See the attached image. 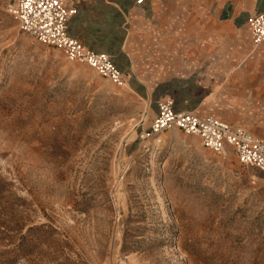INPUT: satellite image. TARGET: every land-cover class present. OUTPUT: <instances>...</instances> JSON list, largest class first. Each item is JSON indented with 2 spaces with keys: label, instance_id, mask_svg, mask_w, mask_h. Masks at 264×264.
I'll return each mask as SVG.
<instances>
[{
  "label": "rangeland",
  "instance_id": "rangeland-1",
  "mask_svg": "<svg viewBox=\"0 0 264 264\" xmlns=\"http://www.w3.org/2000/svg\"><path fill=\"white\" fill-rule=\"evenodd\" d=\"M11 1L0 264H264V171L177 128L142 140L155 104L22 31Z\"/></svg>",
  "mask_w": 264,
  "mask_h": 264
},
{
  "label": "crops",
  "instance_id": "crops-1",
  "mask_svg": "<svg viewBox=\"0 0 264 264\" xmlns=\"http://www.w3.org/2000/svg\"><path fill=\"white\" fill-rule=\"evenodd\" d=\"M68 33L110 55L131 91L214 116L264 141V41L247 18L264 0H64ZM153 116V117H154Z\"/></svg>",
  "mask_w": 264,
  "mask_h": 264
},
{
  "label": "built area",
  "instance_id": "built-area-1",
  "mask_svg": "<svg viewBox=\"0 0 264 264\" xmlns=\"http://www.w3.org/2000/svg\"><path fill=\"white\" fill-rule=\"evenodd\" d=\"M7 11L19 22L21 30L38 42L57 47L69 61L86 64L117 86L126 85L125 74L113 64L109 54L86 48L68 33L74 10L67 9L64 0H12ZM247 24L253 43L258 45L264 41V11L248 16ZM170 128L199 136L202 145L214 152L232 149L240 163L264 171L263 140L217 117L176 111L169 97L157 101L156 114L140 138L150 139Z\"/></svg>",
  "mask_w": 264,
  "mask_h": 264
},
{
  "label": "bare ground",
  "instance_id": "bare-ground-1",
  "mask_svg": "<svg viewBox=\"0 0 264 264\" xmlns=\"http://www.w3.org/2000/svg\"><path fill=\"white\" fill-rule=\"evenodd\" d=\"M156 141H159V142H160V141H161V139H157ZM133 260H134V259L132 258V259H131V261L133 262Z\"/></svg>",
  "mask_w": 264,
  "mask_h": 264
}]
</instances>
